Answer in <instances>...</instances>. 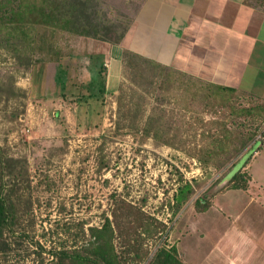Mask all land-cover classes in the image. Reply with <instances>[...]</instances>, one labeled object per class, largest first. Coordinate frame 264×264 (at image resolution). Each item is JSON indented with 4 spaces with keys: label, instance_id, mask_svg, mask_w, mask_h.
I'll return each instance as SVG.
<instances>
[{
    "label": "rangeland",
    "instance_id": "obj_1",
    "mask_svg": "<svg viewBox=\"0 0 264 264\" xmlns=\"http://www.w3.org/2000/svg\"><path fill=\"white\" fill-rule=\"evenodd\" d=\"M97 2L100 18L114 25L113 37L129 26L127 38L116 44L122 49L116 88L108 87L105 66L111 48L116 47L111 42L56 30L45 36L52 48L45 47L40 54L38 48L35 55L0 49V76L19 92L0 102V143L8 155L26 162L27 174L18 183L17 195L21 226L28 230L3 263L52 264L49 250L72 246L81 224L88 230L101 226L107 217L123 219L124 203H129L166 226L168 238L166 230L145 237L144 260L135 263L134 252H125L123 238L118 237L115 241L124 251L125 264H146L164 243L177 245L185 264H199L230 222L216 210L198 217L202 205L196 201L212 205L215 194L230 188L234 173L242 171L240 163L246 164L259 150L252 172L264 182V120L235 115L230 107L264 106V70L257 80L250 79L251 70L248 78L244 73L242 83L249 85L236 87L238 92L228 102L216 97L215 105L208 104L212 98L207 97L204 84L189 87L190 81H182L179 72L165 80V71L124 61L126 50L148 57L147 50L142 53L138 46L142 33L135 32L133 38L132 26L148 13L149 0ZM58 55L64 57L57 61ZM38 56L42 58L37 60ZM31 59L35 61L27 66ZM101 65L106 71L100 70ZM102 81L104 92L98 90ZM92 89L99 97L82 101L74 97L79 92L88 95ZM122 90L128 107L139 112L138 124L153 116L157 136L154 131L146 135L118 128ZM248 132H255L260 142L255 146L253 141L236 153L235 146ZM187 183L191 194L179 201V190ZM236 198L230 210L233 215L244 206L243 198ZM28 202L31 209L23 212ZM36 242L46 248L42 256Z\"/></svg>",
    "mask_w": 264,
    "mask_h": 264
},
{
    "label": "trees",
    "instance_id": "obj_2",
    "mask_svg": "<svg viewBox=\"0 0 264 264\" xmlns=\"http://www.w3.org/2000/svg\"><path fill=\"white\" fill-rule=\"evenodd\" d=\"M44 29L41 31V29ZM113 24L102 20L99 15L97 0H0V49L15 48V53L19 55L26 52L28 55H35V49L40 54L45 47L52 48V44L47 42L48 34L51 36L56 30H64L75 35L92 37L94 39L111 42L113 45L119 44L129 29L124 27L116 36L112 33ZM40 29V30H39ZM24 47H30L24 49ZM34 50V51H33ZM30 51H33L30 53ZM19 52V53H18ZM35 52V53H34ZM59 54V53H57ZM71 56V54H68ZM64 56H56L59 61ZM42 57L36 58L37 60ZM24 61V59H23ZM35 61L31 59L27 61V66ZM124 61L131 64L134 61L139 65H144L147 69H160L165 71L164 79H168L173 73H181L182 81L188 78L191 84L198 88L204 84L207 90V97L212 98L208 104H214L216 97L222 102H228L233 95L238 92L234 86L225 84H217L211 81L200 80L192 77L188 73L173 69L162 64L155 59L143 56L139 53L126 50L124 52ZM25 63V62H24ZM26 65V63H25ZM102 71H106L104 65L100 67ZM204 81V82H203ZM188 87V86H187ZM192 87L190 88L192 90ZM105 82L99 84V91H105ZM192 92V91H191ZM196 95L197 93L192 92ZM19 92L14 83L5 82L0 76V102L9 101ZM78 101H82L87 97H99L97 90L92 89L87 95L84 92L74 94ZM126 93L124 90L118 96V128H124L128 132L142 131L146 135H150L154 131L157 136L158 129L153 130V116L148 118L144 125L138 124L139 112L136 108L129 106L125 102ZM215 105V104H214ZM232 112L238 116H256L264 120V106L255 105L250 107L235 108L233 105ZM134 108V109H132ZM129 120V121H127ZM255 132H248L236 145V153L241 152L251 142L255 140ZM222 146V145H219ZM223 148V146H222ZM221 148V150H223ZM25 160L22 158L8 155L5 147L0 143V264L3 259L12 251V245L19 239L28 236L27 229L22 227L21 222V205L20 195L17 192L20 187L18 183L24 180L27 174ZM249 175L243 171L234 173L230 180V188H248ZM191 185L186 184L180 188L177 195L178 200L185 201L191 194ZM199 211H205L209 208V203H203L202 199L196 201ZM24 205V211L31 209V203ZM127 208L125 218L118 219V215L114 220L109 217L101 226H90L86 230L83 224L80 225L79 232L75 243L68 246H54L49 250L52 256V264H125L126 259L124 251H119L116 244L118 237L123 238V246L127 248L125 252H134L133 261L138 263L144 260L145 250H143V240L145 237L154 236L160 231L164 232L166 226L158 222L156 218H151L141 208L132 204L124 203ZM81 235V236H80ZM165 237L168 238V231H165ZM40 247V255L46 251L43 245L36 242ZM146 264H185L180 257L178 246L175 244L164 243L159 246L154 255Z\"/></svg>",
    "mask_w": 264,
    "mask_h": 264
},
{
    "label": "crops",
    "instance_id": "obj_3",
    "mask_svg": "<svg viewBox=\"0 0 264 264\" xmlns=\"http://www.w3.org/2000/svg\"><path fill=\"white\" fill-rule=\"evenodd\" d=\"M132 29L133 38L142 33L136 44L149 58L197 78L239 88L249 85L242 83L244 73L248 78L251 70L250 79L257 80L264 70V0H149L148 13ZM120 51L116 45L107 57L108 87L117 86ZM259 153L240 163L239 170L250 175L248 188L223 189L199 212L201 217L216 210L230 222L199 264H264V182L252 172ZM236 197L244 206L233 215Z\"/></svg>",
    "mask_w": 264,
    "mask_h": 264
}]
</instances>
